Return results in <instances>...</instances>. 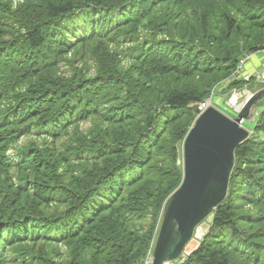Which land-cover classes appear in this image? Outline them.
Masks as SVG:
<instances>
[{
    "label": "trees",
    "instance_id": "obj_1",
    "mask_svg": "<svg viewBox=\"0 0 264 264\" xmlns=\"http://www.w3.org/2000/svg\"><path fill=\"white\" fill-rule=\"evenodd\" d=\"M13 1L0 0V264H144L191 107L244 85L228 79L264 49V0ZM261 108L206 233L170 264H264Z\"/></svg>",
    "mask_w": 264,
    "mask_h": 264
},
{
    "label": "water",
    "instance_id": "obj_2",
    "mask_svg": "<svg viewBox=\"0 0 264 264\" xmlns=\"http://www.w3.org/2000/svg\"><path fill=\"white\" fill-rule=\"evenodd\" d=\"M264 96L254 93L235 118L214 107H191L196 116L182 144L183 179L165 202L151 264H170L183 255L197 236L198 226L226 198L235 165L236 149L250 131L239 125L250 117L252 107Z\"/></svg>",
    "mask_w": 264,
    "mask_h": 264
},
{
    "label": "rangeland",
    "instance_id": "obj_3",
    "mask_svg": "<svg viewBox=\"0 0 264 264\" xmlns=\"http://www.w3.org/2000/svg\"><path fill=\"white\" fill-rule=\"evenodd\" d=\"M22 1V0H20ZM19 1L17 0H14L13 3L14 5H16ZM251 54H253L254 56H258L256 59H258L259 57H264V53L263 52H255V53H246L243 55V57L239 60L238 64H237V67L239 66L240 64V61H244L243 65H242V68L240 69V72L238 74V77H235L234 78V73H236V70H234L233 74L230 76V78L228 79V81H241V82H245L244 80V77L245 76H254L255 73L259 72V70H255L256 72H251L249 73L248 72V69H247V64L252 60L251 59ZM253 56V57H254ZM224 82L223 81L222 83H218L216 84L212 90H211V93L209 95V97L207 99H210L211 98V105L212 107L216 108L217 110H219L221 113H223L224 115H226L227 117L229 118H235L237 115L235 113V110L232 109L228 104V99L230 98V95L231 93L234 91V90H239V89H244V85L242 87H239V88H234L232 90H228L226 91L224 89ZM227 82V80H226ZM258 84V83H257ZM255 83V79H250L249 80V85L247 86V88L251 89L252 88H255L257 85ZM246 86V84H245ZM264 87H261L259 90H262ZM259 90H257L256 92H258ZM253 92V91H252ZM256 92H253V93H256ZM264 102V96L259 100L257 101L254 106L252 107V114L255 115V113L257 111H260L262 108V103ZM195 106V105H193ZM192 106V107H193ZM195 121V120H194ZM194 123V122H193ZM89 125V123L87 124H83L82 125V128H86L87 126ZM193 125V124H192ZM191 125V127H192ZM254 123L250 121V119H247V120H244L243 122V125L242 127L250 132H252L253 128H254ZM190 127V128H191ZM190 130V129H189ZM33 135H36V133H33ZM262 136V135H261ZM31 137H25L23 139H20L19 143H18V146H22V145H25L27 144L29 141H31ZM15 152L14 149H10L9 150V154H11V158L13 161L16 162V157H13V153ZM210 217L206 218L205 220L202 221V223L198 226V229L202 230V234L200 236H197L196 237H193L191 239V241L187 244V246L185 247V250L183 252V255L181 256V259H185L186 258V255L188 253H190L194 248L197 247L199 241L201 240V238L204 236V234L206 233L208 227H209V223H210ZM156 242V240H154ZM154 242V243H155ZM155 245V244H154ZM45 248L49 249V248H58V253L60 254V257H64V258H67V254L69 252L68 248L67 247H64L63 245H59V246H55V245H49V246H45ZM152 252H151V256H152ZM85 256H87V253L85 254ZM147 260H151V257H149Z\"/></svg>",
    "mask_w": 264,
    "mask_h": 264
},
{
    "label": "built area",
    "instance_id": "obj_4",
    "mask_svg": "<svg viewBox=\"0 0 264 264\" xmlns=\"http://www.w3.org/2000/svg\"><path fill=\"white\" fill-rule=\"evenodd\" d=\"M258 52H263V53H264V49L261 50V51H258ZM253 56H254V55L251 54V56H250L251 59H252ZM243 63H244V61H240V64H239L238 68H236V69H237V70H236V73L233 74V75H234V78H235V77H238V74H239V72H240V69L242 68ZM250 79H255V83H256V84L258 83L257 85H262V86H264V70L258 72V73H257L256 75H254V76H245V77H244L245 83H244V87H243L244 89H242V90H241V89H239V90H234V91L231 93L230 98L228 99L227 104H228L232 109L235 110V113H236V114H238V113L241 111V109L244 107V105L246 104V102H247V101L253 96V94H254L249 88H247V86L249 85V80H250ZM245 84H246V86H245ZM199 106H200L201 109H202L201 112L205 111L208 107H212V105H211V98L205 100L204 102H202L201 104H199ZM262 110H263V109H261L260 111H257V112L255 113V115H253V114H252V111H251V114H250V117H249L250 121L253 122L254 124H256V123H257V120H258V116H259V114L261 113ZM243 122H244V120H241V121L239 122V125H240L241 127H242V125H243ZM251 133H252V132H251ZM154 242H155V241H154ZM154 244H155V243L152 244V246H151V250H150V252H149V254H148V256H147V258H146L144 264H151V263H152L151 252H153ZM149 257H151V260H147Z\"/></svg>",
    "mask_w": 264,
    "mask_h": 264
},
{
    "label": "crops",
    "instance_id": "obj_5",
    "mask_svg": "<svg viewBox=\"0 0 264 264\" xmlns=\"http://www.w3.org/2000/svg\"><path fill=\"white\" fill-rule=\"evenodd\" d=\"M257 57L258 56L252 57V60L247 64L249 73L256 72L255 70H259V72L264 70V57H259L258 59H256ZM257 73H255L254 75H256Z\"/></svg>",
    "mask_w": 264,
    "mask_h": 264
},
{
    "label": "bare ground",
    "instance_id": "obj_6",
    "mask_svg": "<svg viewBox=\"0 0 264 264\" xmlns=\"http://www.w3.org/2000/svg\"><path fill=\"white\" fill-rule=\"evenodd\" d=\"M196 234H198V236H200L202 234V230L198 229V232Z\"/></svg>",
    "mask_w": 264,
    "mask_h": 264
}]
</instances>
